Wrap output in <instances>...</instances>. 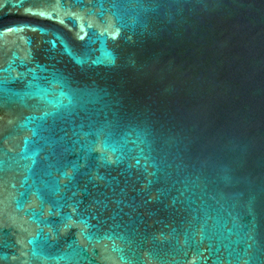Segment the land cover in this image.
<instances>
[{
	"label": "water",
	"instance_id": "1",
	"mask_svg": "<svg viewBox=\"0 0 264 264\" xmlns=\"http://www.w3.org/2000/svg\"><path fill=\"white\" fill-rule=\"evenodd\" d=\"M0 264H264V0H0Z\"/></svg>",
	"mask_w": 264,
	"mask_h": 264
}]
</instances>
